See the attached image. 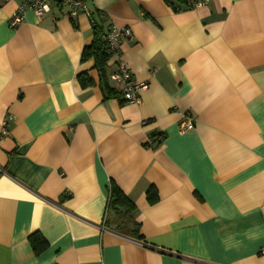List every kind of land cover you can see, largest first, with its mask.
Listing matches in <instances>:
<instances>
[{"label":"crops","instance_id":"crops-1","mask_svg":"<svg viewBox=\"0 0 264 264\" xmlns=\"http://www.w3.org/2000/svg\"><path fill=\"white\" fill-rule=\"evenodd\" d=\"M22 2L0 1V264H264V0H86L103 32L131 29L107 85L121 61L148 84L138 104L80 61L89 16L13 29ZM110 182L132 214L107 210Z\"/></svg>","mask_w":264,"mask_h":264},{"label":"built area","instance_id":"built-area-1","mask_svg":"<svg viewBox=\"0 0 264 264\" xmlns=\"http://www.w3.org/2000/svg\"><path fill=\"white\" fill-rule=\"evenodd\" d=\"M1 2H7L9 0H0ZM209 0H199L195 7L206 5ZM52 6H56L61 10H65L69 17H77L79 15L89 16V23L92 26L93 21L90 19V12L87 6L86 0H23V2L17 7L16 11L9 18V27L15 29L19 26L27 12H32L37 17H42L51 12ZM101 18L104 15L100 13ZM132 31L128 27H116L111 26L105 32L103 40L105 42V48L108 55L119 56L120 47L123 41L130 39ZM110 80L120 85V92L122 99L128 103H139L138 93L147 88L148 84L145 82H136L132 79L130 73L119 61L117 63V70L109 76ZM11 119L8 116L3 122L2 129L0 131V139L7 136V124ZM179 132L185 133L193 129V121L189 116H185L179 123ZM156 140H162V137H157ZM264 252V251H263Z\"/></svg>","mask_w":264,"mask_h":264},{"label":"trees","instance_id":"trees-1","mask_svg":"<svg viewBox=\"0 0 264 264\" xmlns=\"http://www.w3.org/2000/svg\"><path fill=\"white\" fill-rule=\"evenodd\" d=\"M199 0H163V2L169 6L172 11L178 12L181 10H189L195 7L196 3ZM99 18L102 20L100 13L98 14ZM90 19L93 21V39L92 42L85 46L82 50L80 61H86L89 58L94 60V67L98 72L101 85L105 91L106 98L116 97L121 102L124 100L121 99V92L114 91L110 89L107 85V72H106V63L110 55L107 54L105 48V42L103 40L104 32L99 27L97 21L94 17L90 16ZM78 81L82 86H89L92 84L91 80L86 76V74H79ZM158 137H162V135H157ZM157 137L152 136L151 139H155ZM108 200H107V210H113L117 212H123L124 214L130 215L135 211V206L133 203L120 191V189L113 184L112 182L108 185ZM147 200L152 201L153 192L152 190H148L146 193ZM132 232H137L138 226L133 223ZM136 238L138 237L137 233L134 235ZM28 242L35 253V255L40 254L47 248V243L43 239V237L39 233H33L28 237Z\"/></svg>","mask_w":264,"mask_h":264}]
</instances>
